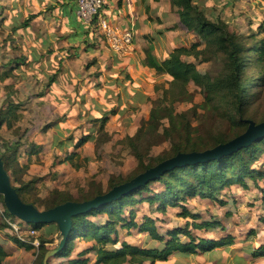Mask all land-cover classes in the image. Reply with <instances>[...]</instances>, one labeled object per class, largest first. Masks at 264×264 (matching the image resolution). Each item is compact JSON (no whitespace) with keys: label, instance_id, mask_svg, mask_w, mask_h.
<instances>
[{"label":"crops","instance_id":"1","mask_svg":"<svg viewBox=\"0 0 264 264\" xmlns=\"http://www.w3.org/2000/svg\"><path fill=\"white\" fill-rule=\"evenodd\" d=\"M34 4L37 9L12 31L10 42L17 49L8 53L9 64L0 65V73H7L0 76L1 96L5 98L4 85L9 89L0 130L9 136L19 132V152H24L16 155L19 161L15 163L23 164L18 166L28 165L25 170L30 173H44L49 167L54 171L64 168L99 132L131 134L148 117L155 86L170 76L149 67L147 56L157 63L168 57L182 41L183 24L169 0H105L101 16L113 27H132L134 31L132 50L120 55L108 47L95 25L76 19L75 0H35ZM12 46L8 44L6 50ZM83 135L87 139L78 142ZM36 156L38 163L33 161ZM258 160L254 166L264 169ZM7 175L10 181L9 172ZM233 195L221 197L222 204L193 196L207 201L209 210L198 217L201 211L193 209L196 217H185L194 222L187 228L191 235L209 240L230 234L231 242L208 249L196 247L194 252L176 250L166 259L142 264H264V190L258 197ZM47 230L48 236L54 232L49 226L37 231L45 235ZM167 232L160 234L166 236ZM184 237L181 241L188 240ZM0 244L9 252L3 264H27L35 258L33 249L18 247L4 232H0ZM51 259L65 258L51 253L46 262L51 264Z\"/></svg>","mask_w":264,"mask_h":264},{"label":"rangeland","instance_id":"2","mask_svg":"<svg viewBox=\"0 0 264 264\" xmlns=\"http://www.w3.org/2000/svg\"><path fill=\"white\" fill-rule=\"evenodd\" d=\"M169 1L172 2H170L171 10L178 13L180 5L177 0ZM193 1L198 4L208 19L225 21L229 31L236 34L244 47L263 46L264 0ZM34 3L35 0H0V65L9 64V61L6 62L9 57L8 53L17 49V44L12 46V42H10L11 39H14L11 36L12 31L14 27L20 25L28 13L37 9V5ZM181 27L182 41L178 46H190L193 42L199 43L197 55H183L182 57L194 62L200 73L207 74L205 81L202 84L189 81L183 93H178V89L175 87L169 92L171 85L168 79L157 83L155 95L149 99L150 111L154 110L157 117L152 119L151 122L146 121L148 117L141 120L139 126L131 134L124 131L99 132L92 143L84 146L80 152L74 155L71 162H67L64 168L58 171H54L49 167L44 173L42 171L30 173L25 170L28 165L21 167L18 165L22 162L20 164L16 162L14 164L15 169L13 171L8 170L9 177L13 186L29 181L27 192L23 194L26 203L32 204L38 210H43L51 201L50 197L53 189L78 198L85 197L99 188L107 192L110 182L121 179L127 180L134 176L146 162L154 163L156 162L155 157L170 155L174 144L183 145L188 140L198 142L201 148L211 147L216 139L227 140L239 133L243 134L249 127L256 126L264 121V58L260 62H253L254 58L243 61L240 78L245 87L248 103L243 114H239L237 104L226 82L229 66L225 53L218 50L219 46L216 42L200 52L207 45L206 41L192 28L184 25ZM8 44L12 47L7 51L6 46ZM262 56H264V52ZM1 89L0 82V114L3 112V102L9 100L6 92L8 88L4 85L5 98L1 96ZM165 89H168V91H165ZM14 131H17V129ZM8 134L0 130L1 153L5 151L6 145L14 141H18L20 144L19 139H17L18 131L13 136ZM10 139H12V142ZM132 143L135 144L136 149L133 148ZM135 150L141 155V158L137 157ZM23 152H19L18 145L14 154L16 161H19L16 159V155L21 156ZM259 157L258 162H262L264 165V154ZM38 160L37 156L33 158V161L37 163ZM18 167L19 169L21 167L22 172L21 169L17 172ZM246 183L245 188L240 185L223 186L215 198L216 203L222 204L225 202L221 197L227 194L234 197L233 194L248 193L258 197L261 189L264 190L263 179H257L256 181L246 179ZM160 189L161 184L158 183H151L149 186V192L160 191ZM147 195L148 191H144L141 193V197L135 196L140 200L132 206H125L123 216L128 218V211L132 207L134 219L138 224L145 217H149L153 221L156 231L163 234L174 227L188 228L194 223L189 218L180 216L181 209L179 206L167 207L165 211L158 212L156 209L157 203L149 204L148 201L144 200L143 197ZM184 203L190 211H193V209L201 211V214L198 213V217H201L204 211L209 210L208 202L199 198L190 197ZM4 208L5 205L0 200V216L3 215ZM97 218L103 220L102 216ZM90 219L95 220L94 217H90ZM6 220L9 223H15L17 229L12 228L10 230L6 228L3 230L4 235L12 234L16 237L30 235L29 238H35L34 240H37V242L39 237L51 238L53 242L46 244L48 249H54L60 243V238L57 237L60 230L55 226H53L54 232L52 235H44V232L35 229L31 234L29 227L22 226L21 219L12 217ZM24 223L29 225L26 221ZM179 237L186 239L184 235ZM117 238L118 243L116 245L121 240L141 246L161 245L146 230L139 229L138 226L130 229L117 226ZM92 244H95L94 239L80 238L76 240L74 249L71 252L72 256ZM33 250L35 255L36 247ZM86 255L89 257L87 264H100L94 261V251L91 250ZM32 260L27 261V264H36V261ZM64 260L51 259V264H59Z\"/></svg>","mask_w":264,"mask_h":264},{"label":"trees","instance_id":"3","mask_svg":"<svg viewBox=\"0 0 264 264\" xmlns=\"http://www.w3.org/2000/svg\"><path fill=\"white\" fill-rule=\"evenodd\" d=\"M177 3L180 5V10L178 12L180 22L184 26L192 28L206 41L207 45L203 50H200V52L210 47L213 42H216L219 46L218 50L225 53L229 66V68H227L228 73L226 75V82L231 90L232 97L237 104L239 114H243L248 99L245 94V87L240 78L242 64L243 61H249L252 60V58H254L253 62H260V60L264 58V56H262V53L264 52V44L261 47L258 45L248 48L244 47L238 40L236 34L229 31L225 21L221 19H218L217 21L208 19L203 10L193 0H177ZM28 20L29 17L23 21V24H26ZM198 44V42H193L190 46L174 47L168 57L163 59L160 63H157L154 59L147 56L146 63L149 67L154 68L157 73H167L170 76L171 86L169 92L175 87L178 89V93H183L185 92V87L189 81H192L195 84H202L207 78L206 73H200L198 71L194 62L188 61L182 57L183 55H197ZM6 74V72L0 73V76H5ZM165 91H168V89H165ZM169 114L170 117H172L171 113ZM155 117H157V114L154 110H151L146 121L151 122ZM3 121L4 117L0 114V126ZM239 135H241V133L237 136ZM237 136H233L227 140L216 139L211 147L206 148H201L196 141L187 140L183 145L178 143L174 144V148L170 155L155 157L156 162L154 163L146 162L134 176L127 180L121 179L116 182H110L108 184V190L131 180L137 175L176 154L208 150L223 145ZM86 139L87 136L83 135L78 139V142L82 143ZM18 145V141H14L11 144L6 145L4 152H0V170L6 175L8 180V170L11 169L13 171L15 169L14 154ZM131 145L136 149L135 144L132 143ZM135 152L137 151L135 150ZM263 153L264 135L231 152L209 159L194 160L178 164L169 168L162 174L153 177L147 182L111 198L104 204L86 211H75L71 213L67 230L63 228L62 222L59 220L49 222L26 221L16 213L12 207H10L5 193L0 189V200L3 201L5 205L4 213L0 216V232H3L6 228L12 230L11 225L6 220L7 218L12 217L21 219L23 227H29L35 230H39L45 226H55L60 230L57 233V237L60 238V243L54 248V250H56L54 254L66 259L60 264H87L89 257L86 253L91 250L95 252L94 261L96 263L142 264L144 260L153 261L155 259H166L176 250L182 252H194L196 247L208 249L227 244L233 240V236L230 234L219 239L206 240L191 235L186 227H174L166 233V236H163L156 231L153 221L149 217H145V219L138 224L134 219V214L131 209L132 207H130L128 211V218L123 216V209L125 206H132L135 202L140 200L135 198V196L141 197L142 192L148 191V195L142 197L144 200L148 201L149 204L157 203L156 209L158 212L165 211L167 206H179L181 209L179 212L180 216L195 218L196 213L189 211L184 203L187 198L200 196L215 199L220 189L225 185L228 186L234 183H239L240 185L245 186L246 184L244 183V180L246 178L253 181L264 178V169L259 166H254L259 156ZM136 155L138 158H141V155L138 152ZM151 183L161 184L160 191L149 192V186ZM29 184V181L21 182L18 186H13L11 184L15 193L24 203H26V201L24 200L23 194L27 192ZM51 192L52 196L50 197V203L40 211L52 210L68 201H90L105 193V191H102L99 188L93 190L91 194H87L85 197L78 198L60 192L57 189H53ZM30 205L37 209L32 204ZM99 216L103 217L102 221L98 220L97 217ZM90 217H94L95 220L90 219ZM25 221L29 223V225L25 224ZM205 225L208 226L209 223H205ZM117 226L126 229L138 226L139 229L146 230L153 239L161 242L162 246L144 247L130 243L126 240H121L120 243L116 245L118 243ZM49 233V230L45 231V235ZM180 233L187 235L188 240L181 241L179 237ZM6 238L14 242L18 247H23L26 250L36 247L34 259L36 264H44L43 259L45 253L48 251L46 243L53 242V239L51 238L44 239L39 237L38 245L34 246L28 240L22 241L12 234H7ZM80 238L94 239L95 244L78 251L72 256L71 252L74 249L75 241ZM8 253L9 252L0 244V264H3ZM45 264L48 263L46 262Z\"/></svg>","mask_w":264,"mask_h":264},{"label":"water","instance_id":"4","mask_svg":"<svg viewBox=\"0 0 264 264\" xmlns=\"http://www.w3.org/2000/svg\"><path fill=\"white\" fill-rule=\"evenodd\" d=\"M263 135H264V121L256 126L249 127L246 132L231 139L230 141L226 142L223 145L204 151L176 154L158 163L152 168L144 171L143 173L137 175L131 180L111 188L104 194L90 201H83V202L68 201L63 205H60L49 211H40L33 208L30 204L24 203L15 193L14 189L11 186L10 181L7 179L6 175L1 170H0V189L5 193L6 199L8 200L10 207H12V209L26 221L49 222V221L59 220L62 222L63 228L67 230L69 225V216L71 213L75 211H86L91 208L97 207L101 204H104L111 198L147 182L153 177L162 174L169 168H172L178 164L194 161V160L196 161L202 159H209L231 152L237 149L238 147L245 145L246 143ZM55 251L56 250H49L45 253L43 259L44 264L46 263V259L48 255L54 253Z\"/></svg>","mask_w":264,"mask_h":264},{"label":"built area","instance_id":"5","mask_svg":"<svg viewBox=\"0 0 264 264\" xmlns=\"http://www.w3.org/2000/svg\"><path fill=\"white\" fill-rule=\"evenodd\" d=\"M105 6V0H75V16L76 19L83 24L95 25L104 36L105 42L108 47L115 53L120 55H127L134 45V31L132 27H125L119 29L110 25L107 19L101 16V10ZM11 227L17 229L15 223H9ZM30 233L34 232V229H29ZM18 236L20 240H28L34 246L38 245L35 238Z\"/></svg>","mask_w":264,"mask_h":264}]
</instances>
